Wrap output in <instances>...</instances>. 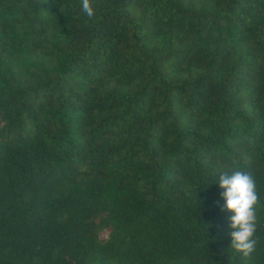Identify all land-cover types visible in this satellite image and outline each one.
<instances>
[{"label": "trees", "instance_id": "1", "mask_svg": "<svg viewBox=\"0 0 264 264\" xmlns=\"http://www.w3.org/2000/svg\"><path fill=\"white\" fill-rule=\"evenodd\" d=\"M90 3L0 0V264H264V0Z\"/></svg>", "mask_w": 264, "mask_h": 264}, {"label": "clouds", "instance_id": "2", "mask_svg": "<svg viewBox=\"0 0 264 264\" xmlns=\"http://www.w3.org/2000/svg\"><path fill=\"white\" fill-rule=\"evenodd\" d=\"M82 9L91 18L94 15L90 0H82ZM219 187L224 204L222 212H228V226L231 231V249L249 258L256 251L258 193L254 177L244 171L225 173L219 177Z\"/></svg>", "mask_w": 264, "mask_h": 264}, {"label": "rangeland", "instance_id": "3", "mask_svg": "<svg viewBox=\"0 0 264 264\" xmlns=\"http://www.w3.org/2000/svg\"><path fill=\"white\" fill-rule=\"evenodd\" d=\"M101 235L105 237L107 235L106 231H102Z\"/></svg>", "mask_w": 264, "mask_h": 264}]
</instances>
